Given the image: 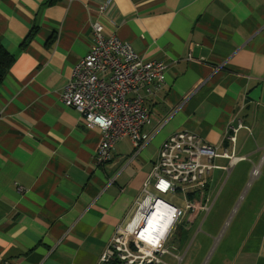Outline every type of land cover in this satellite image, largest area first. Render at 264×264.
Here are the masks:
<instances>
[{"label":"crops","instance_id":"obj_1","mask_svg":"<svg viewBox=\"0 0 264 264\" xmlns=\"http://www.w3.org/2000/svg\"><path fill=\"white\" fill-rule=\"evenodd\" d=\"M104 1L0 0V44L13 55L0 82V264H97L162 141L182 129L239 158L213 159L206 232L194 228L202 210L185 211L157 264H264V0H110L99 11ZM95 21L166 65L144 99L150 139L137 152L119 139L102 164L100 130L59 99Z\"/></svg>","mask_w":264,"mask_h":264},{"label":"built area","instance_id":"obj_2","mask_svg":"<svg viewBox=\"0 0 264 264\" xmlns=\"http://www.w3.org/2000/svg\"><path fill=\"white\" fill-rule=\"evenodd\" d=\"M109 2L105 0L99 11H104ZM91 26L94 37L89 51L72 67L59 99L79 114L86 127L100 130L94 159L102 164L109 161L113 145L119 139L129 138L137 152L150 138L141 130L149 122L144 99L153 86L163 82L166 65L156 59L141 58L129 43L115 35L105 36L101 21ZM240 126L239 122L236 127H229L227 139L232 143ZM217 157L228 158L230 162L239 158L226 149L217 152L215 146L189 129L170 133L159 146L131 218L114 231L97 264L113 259L121 264L161 262V255L166 252L164 244L178 218L187 210L209 209L204 188L210 171L217 167L213 164ZM258 174V167L251 169V178ZM177 191L182 193V207L164 198ZM190 195H195L193 200L187 199ZM158 204L162 206L161 217L147 227Z\"/></svg>","mask_w":264,"mask_h":264},{"label":"trees","instance_id":"obj_3","mask_svg":"<svg viewBox=\"0 0 264 264\" xmlns=\"http://www.w3.org/2000/svg\"><path fill=\"white\" fill-rule=\"evenodd\" d=\"M32 32H29L27 38L31 36ZM26 38V39H27ZM13 63V55L12 53L8 52L1 44H0V82L2 81L5 73L7 72L8 68ZM195 196V195H194ZM193 196V197H194ZM191 198V197H190ZM192 200V199H190ZM106 264H121L117 260L113 259Z\"/></svg>","mask_w":264,"mask_h":264},{"label":"rangeland","instance_id":"obj_4","mask_svg":"<svg viewBox=\"0 0 264 264\" xmlns=\"http://www.w3.org/2000/svg\"><path fill=\"white\" fill-rule=\"evenodd\" d=\"M225 174L227 175V173L225 172ZM175 195L176 196H178V197H181V195H182V193L181 192H179V191H177L176 193H175ZM206 197H207V195H206ZM166 199H167V196L165 197ZM209 200L211 199V198H208ZM211 201V200H210ZM212 205H213V203H212ZM212 205H211V207H210V209L212 208ZM213 210V209H212ZM208 214V212L206 213V212H204L203 210L201 211V214L199 215V217L197 218V220H196V222H195V224H194V228H196V227H199V231H203V232H206V223H207V221L203 224V218H204V216H206ZM210 214H211V212H210ZM218 222H220V218L218 219V221H217V223ZM203 224V225H202ZM222 226V225H221ZM191 233H192V236H193V230L190 232V235H191ZM192 236L190 237V240L192 239ZM188 239H189V237H188ZM224 240H225V237H224V239H223V242H224Z\"/></svg>","mask_w":264,"mask_h":264},{"label":"bare ground","instance_id":"obj_5","mask_svg":"<svg viewBox=\"0 0 264 264\" xmlns=\"http://www.w3.org/2000/svg\"><path fill=\"white\" fill-rule=\"evenodd\" d=\"M142 130V129H141ZM150 139V138H149ZM148 139V140H149ZM156 210H155V212H154V214L153 215H151L150 217H149V219H148V222H147V227L148 226H152V225H154L155 223H156V221L161 217V209H162V206L161 205H157L156 206V208H155Z\"/></svg>","mask_w":264,"mask_h":264}]
</instances>
